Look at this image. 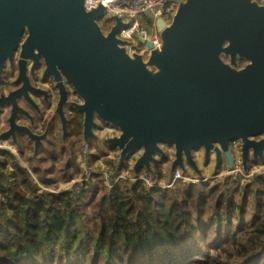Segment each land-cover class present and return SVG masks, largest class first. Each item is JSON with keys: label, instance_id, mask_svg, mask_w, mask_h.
<instances>
[{"label": "water", "instance_id": "95a60500", "mask_svg": "<svg viewBox=\"0 0 264 264\" xmlns=\"http://www.w3.org/2000/svg\"><path fill=\"white\" fill-rule=\"evenodd\" d=\"M106 16L102 3L87 9L85 0H0V73L18 50L33 70L42 57L45 75L80 97L85 142L99 138L98 120L118 128L104 141L119 150V165L140 152L136 176L154 174L168 159L164 146L174 147L171 176L179 168L203 178L198 149L206 162L215 156V174L224 157L233 170L235 140L245 171L264 159V0H183L170 22L157 19L159 47L142 40L147 57L118 35L131 22L110 15L106 33ZM29 136L38 147L42 136Z\"/></svg>", "mask_w": 264, "mask_h": 264}, {"label": "trees", "instance_id": "16d2710c", "mask_svg": "<svg viewBox=\"0 0 264 264\" xmlns=\"http://www.w3.org/2000/svg\"><path fill=\"white\" fill-rule=\"evenodd\" d=\"M13 166L0 179V264H264L263 175L243 185L238 176L165 188L125 181L80 202L41 191Z\"/></svg>", "mask_w": 264, "mask_h": 264}, {"label": "flooded vegetation", "instance_id": "af4514ba", "mask_svg": "<svg viewBox=\"0 0 264 264\" xmlns=\"http://www.w3.org/2000/svg\"><path fill=\"white\" fill-rule=\"evenodd\" d=\"M33 63L30 58L21 60L18 50L12 60H6L0 73V99L7 101L0 105V151L41 164L49 157L56 158V152L66 153L77 145L81 133L83 137L84 115L73 104L80 101L73 86L64 79L45 75L42 57L34 70ZM62 95L66 100L60 105ZM31 132L42 136L38 147L29 136ZM237 143L231 142V150Z\"/></svg>", "mask_w": 264, "mask_h": 264}, {"label": "rangeland", "instance_id": "374dc122", "mask_svg": "<svg viewBox=\"0 0 264 264\" xmlns=\"http://www.w3.org/2000/svg\"><path fill=\"white\" fill-rule=\"evenodd\" d=\"M183 0H172L174 7L177 8L178 4ZM176 10V9H175ZM109 16H106L99 20V23L104 30V32H108L111 27V21L108 20ZM153 30V29H151ZM98 126L95 128V132L98 134L99 139H91L88 143L83 140L82 133L79 135V140L77 145L73 147L70 151L66 153L56 152V158L49 157L45 163H34V161H27V158L22 156L13 157L10 152L6 150L0 151V179L5 180L8 173L14 169V163H18L21 166L27 168L32 173V177L35 182H38L41 187V191H51L54 190L58 193V191L66 188L69 189V195L73 194V197L77 195V188L80 185L81 179L85 178V172L89 169L94 171L92 177L89 179V183L84 187V193L80 197V202H85L89 198L96 195L99 199L106 191L109 190L107 186L104 175L102 172L109 170H114L119 164V150L115 148H110L103 141L108 136H113L112 134L117 131L116 128H113L111 125H107L106 123L98 120ZM168 153V159L166 162L162 163L156 171H159V185L162 188L167 187L169 179L171 178L170 167L171 161L174 155V147L173 146H164ZM232 152L234 154V165H239L241 171H231L229 168V164L227 159L224 158L222 165L219 168L218 174L214 173V165H215V156L212 155L210 159L206 162L204 157V150L198 149L194 151L200 167H202L203 172L207 174H203L209 182L214 183L219 181L220 179H224L227 176H238L241 181V184L253 180L256 175H263L264 173V159H254L250 160L253 164L248 165L247 171L244 170L242 162H241V150L240 146L236 147L232 145ZM4 162L7 164L4 167ZM125 170L128 169L130 164L129 159L125 162ZM3 164V165H2ZM237 169V168H236ZM189 173L196 177V181L194 182H185L184 180H179L180 184H189V183H198L203 179L201 176H198L196 172L190 170ZM253 173V174H252ZM247 174H252L251 176H247ZM43 179H53V184L49 183L45 185L42 183ZM73 179V181H72ZM77 179V182L74 181ZM127 181L128 183H135L136 181L133 178L128 177V179L122 181ZM206 181V180H205ZM176 182V183H177ZM147 187V183H143ZM72 190V191H71ZM87 213L90 217H92L95 213V209L93 205H88L86 207ZM91 221V218H90Z\"/></svg>", "mask_w": 264, "mask_h": 264}, {"label": "built area", "instance_id": "2783aa9c", "mask_svg": "<svg viewBox=\"0 0 264 264\" xmlns=\"http://www.w3.org/2000/svg\"><path fill=\"white\" fill-rule=\"evenodd\" d=\"M259 1L262 2L263 0ZM100 3L105 6L107 16L119 15L124 19V21L131 22L130 26L122 28L118 35L122 39L128 40L126 47L131 54L138 52L143 54L145 57L149 56L151 49L146 44H144L142 40H150L155 47H159L161 37L160 32L156 27L157 19L164 18L167 22H170L176 9L172 3V0H85V6L87 9L95 8ZM119 132L120 131L117 129V131L113 134H119ZM236 142H238L236 147L240 146L241 150L240 142L238 140H236ZM139 154L140 152H136L129 158L130 164L127 170H125V167L119 170V164H117L114 170L108 169V171L102 172L104 175L103 178L109 189L116 187L119 183L128 179V177L133 178L135 181L147 183L149 187H160V183L158 182L160 180V173L159 171H156L157 169L155 170L154 174H151L146 170L139 171L137 176L134 174L133 165ZM250 164L252 165L253 162L250 161L249 166ZM237 170L241 171L239 165L234 166V169L231 171ZM93 173L94 171L92 169H89L87 172H85L86 177L81 179L80 185L76 190V197H73V194H71V197L76 199L81 197V195L84 193V187H86V185L89 183V179L92 177ZM252 174H247V176H251ZM179 180H184L185 182H194L198 179H196V177L191 174L183 173V171L178 168L174 172L173 176H171L169 179L167 187L175 185ZM199 180L205 181L207 179L203 178ZM74 181L77 182V179H74ZM69 189L70 188L62 189L58 191V193L69 192ZM53 192L57 193L55 190Z\"/></svg>", "mask_w": 264, "mask_h": 264}, {"label": "crops", "instance_id": "0c3cea01", "mask_svg": "<svg viewBox=\"0 0 264 264\" xmlns=\"http://www.w3.org/2000/svg\"><path fill=\"white\" fill-rule=\"evenodd\" d=\"M166 162V161H165ZM164 163V162H163ZM208 172V171H207ZM207 172L206 173H204L205 175L207 174Z\"/></svg>", "mask_w": 264, "mask_h": 264}]
</instances>
